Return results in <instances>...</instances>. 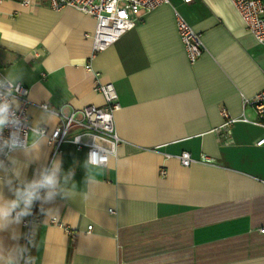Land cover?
I'll return each instance as SVG.
<instances>
[{
  "label": "crops",
  "instance_id": "obj_1",
  "mask_svg": "<svg viewBox=\"0 0 264 264\" xmlns=\"http://www.w3.org/2000/svg\"><path fill=\"white\" fill-rule=\"evenodd\" d=\"M174 12L201 36L193 65ZM95 27L47 0L0 1V72L27 88L29 125H59L42 104L64 115L103 107L98 79L116 90L122 140L96 169L86 150L67 142L52 156L46 140L29 133L28 147L0 165V204L51 174L54 161L59 183L36 190L40 198L19 224L9 218L0 264H264V148L255 146L264 130L245 104L264 90V45L230 0H168L93 56ZM229 119L236 122L225 127ZM183 152L193 160L187 168Z\"/></svg>",
  "mask_w": 264,
  "mask_h": 264
},
{
  "label": "built area",
  "instance_id": "obj_2",
  "mask_svg": "<svg viewBox=\"0 0 264 264\" xmlns=\"http://www.w3.org/2000/svg\"><path fill=\"white\" fill-rule=\"evenodd\" d=\"M2 1V0H0ZM49 7L58 11L70 8L95 20V31L90 36L92 41L93 56L104 52L114 45L126 32L135 28L139 18L148 14L162 5L168 4V0H47ZM190 3L193 0H183ZM234 10L241 18L245 30L250 34L258 45H264V1L262 0H230ZM23 6H30L32 0H21ZM175 28L179 37L183 53L190 65L196 63L201 57L203 45L201 36L197 34L177 13L174 12ZM85 70L91 71L90 66ZM94 91L101 95L104 100L103 107L87 106L78 111H72L68 115L54 110L49 105L42 104L39 109L46 113L54 114L60 120L58 126L53 129L33 128L29 125L26 109L28 106V90L21 84H13L6 80L0 72V103H9V122L3 129L0 136V160H7L9 154L14 150L26 149L29 145V133H35L39 138L46 140V144L52 150V156L61 152L64 143H71L77 150H86L87 159L89 153L94 150V146L99 149L101 157L100 167H105L111 157H116L117 149L122 140L117 135L114 123V114L119 105L117 103V93L111 83L103 84L96 79ZM19 103V107L14 105ZM245 104L253 107L257 116L256 125L264 130V90L256 94L250 100H245ZM19 119L20 123L15 121ZM246 122V120H243ZM236 120L229 119L224 124L225 127L235 123ZM13 133L18 143L24 147H11ZM7 141V143H5ZM26 142V143H25ZM256 147L264 148V135L255 143ZM181 166L187 168L193 160L188 152H183L179 156ZM203 163H208L206 158H202ZM91 165V164H90ZM160 175L164 176L165 171L161 170ZM33 220L39 221L38 216ZM52 219V224H56ZM29 221H24L25 226H30ZM91 230V226L87 231ZM69 236L71 232L67 230Z\"/></svg>",
  "mask_w": 264,
  "mask_h": 264
},
{
  "label": "clouds",
  "instance_id": "obj_3",
  "mask_svg": "<svg viewBox=\"0 0 264 264\" xmlns=\"http://www.w3.org/2000/svg\"><path fill=\"white\" fill-rule=\"evenodd\" d=\"M9 103H0V136L3 135V129L6 124L9 122ZM16 124L20 123V120L17 119L15 121ZM15 133H13V140L11 142V147H24V144L18 143L17 139L15 138ZM7 143V141H5ZM26 143V142H25ZM2 155V153H0ZM101 157L99 154V149L94 146V150L89 153V160L88 163L91 164L93 167L98 169L100 167ZM59 161L53 162V171L51 174H44L42 179L39 181H34L27 185L24 189L23 193L20 191H15L13 193V198L7 202L6 204H0V232H3L6 228L7 223L9 222V218L14 221L16 224H19L23 217L28 216L31 214V206L35 199H39L37 189L39 188H55L59 180L56 175V170L59 166ZM0 165H2V161H0ZM54 193L49 191L47 196L44 198L45 202L51 201ZM21 196L23 197L21 200ZM0 199H3L2 193H0ZM21 203L23 207H21ZM19 209V211H17ZM13 213L15 215L13 216ZM13 238L15 239L16 236L14 235ZM24 247V246H19ZM0 248H4L2 241H0ZM6 251H10L11 249H5ZM26 251V248L24 249ZM35 258H32L34 264Z\"/></svg>",
  "mask_w": 264,
  "mask_h": 264
}]
</instances>
